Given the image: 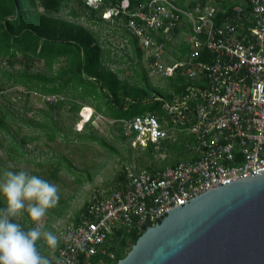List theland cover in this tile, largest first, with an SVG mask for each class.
Masks as SVG:
<instances>
[{
  "label": "built area",
  "instance_id": "2783aa9c",
  "mask_svg": "<svg viewBox=\"0 0 264 264\" xmlns=\"http://www.w3.org/2000/svg\"><path fill=\"white\" fill-rule=\"evenodd\" d=\"M81 1L114 25L111 36L129 54L139 52L148 76L178 77L183 86L154 99L159 112L109 120L130 149L160 161L170 156L173 164H130L116 186L94 188L62 227L59 247L48 254L53 264L111 259L115 234L140 235L192 198L264 173V0ZM176 39L175 49L186 48L174 59L168 46Z\"/></svg>",
  "mask_w": 264,
  "mask_h": 264
},
{
  "label": "trees",
  "instance_id": "16d2710c",
  "mask_svg": "<svg viewBox=\"0 0 264 264\" xmlns=\"http://www.w3.org/2000/svg\"><path fill=\"white\" fill-rule=\"evenodd\" d=\"M116 1L119 0H103L105 6L112 5ZM143 1L130 0L129 5ZM66 3H68L67 0H37L38 7L41 9L37 12L34 0H29L25 9H22L23 5H20L19 0H0V58H3L8 66L12 64L22 66V70L14 74L5 71L0 73L2 80L9 81L6 86H2L4 84L1 83L0 91L21 87L26 97L33 92L42 96L61 95L64 98L63 101L46 103L45 111L40 113L48 121H45L44 125L33 124L34 127H45L47 122L53 124L50 117L51 111L59 109L64 104H68L69 110L75 115L81 107L75 99L90 100L94 113L108 119H127L150 111L159 112L160 102L154 99H169L171 93L175 94L181 90L183 80L178 77L168 80L170 92L152 86L145 70L139 64L140 54L136 49L132 52L136 57L135 63L141 71L137 72L132 64L127 67L132 69L133 73L137 72L134 79L139 84L129 86L119 80L117 73L121 70L112 73L103 67V51L97 42L96 34L72 21L57 17ZM76 4L81 14L88 12L87 20L90 24L97 26L102 24L99 10L85 8L81 0H76ZM69 15L76 18L78 13L71 10ZM35 60L42 63L44 72H29ZM55 65L57 68L54 67ZM89 111L88 107L81 110L83 132L76 133V138L110 150L105 140L95 136L90 131L89 124L84 122L88 115L91 116ZM7 114L4 108H0V131L5 134L9 133L4 121ZM29 123L32 122L29 121ZM53 133L51 129L48 135L49 140L53 139ZM8 143L11 151L21 154L18 150L21 149L24 139H17L15 134H10ZM145 153L149 155L148 150ZM170 164L173 162L171 161ZM57 170L58 168H55L51 175L54 176ZM120 176L117 178L119 182ZM4 206V199L0 196V208ZM82 209L83 207L79 212ZM138 237L139 235L135 233H117L110 247L112 260L107 256H93L79 264H116L125 256V252L129 251Z\"/></svg>",
  "mask_w": 264,
  "mask_h": 264
},
{
  "label": "rangeland",
  "instance_id": "374dc122",
  "mask_svg": "<svg viewBox=\"0 0 264 264\" xmlns=\"http://www.w3.org/2000/svg\"><path fill=\"white\" fill-rule=\"evenodd\" d=\"M67 2L57 17L72 21L90 31L94 30L100 37H105V41L115 38V36H111L115 34L114 25H105L104 27L92 25L87 20L88 12L81 14L78 11L76 0H67ZM71 10L78 13L76 18L69 15ZM94 25L95 27H92ZM175 42L168 46V50L171 56L177 59L183 50L182 48L175 49L179 45V41L176 39ZM107 43L105 45L102 43L101 47L105 50L103 67L112 73L121 70L117 73L119 80L129 86L138 85L139 82L134 77L141 70L134 58H129L127 49L123 45H119L116 38L112 40V44ZM122 56H126L128 60L122 61ZM130 64L134 65V69H137L136 74L127 67ZM54 67L57 68V65ZM21 70L22 66L18 64L8 66L0 60V73L5 71L14 74ZM29 72H44L42 63L37 60L33 61ZM103 77L107 78V76ZM147 78L152 86L166 92L171 91V87L168 86L169 79L148 75ZM1 83L4 84L2 86H6L9 81L0 78V86ZM61 97L59 95V98ZM75 102L81 105L75 115L69 110V105L64 104L59 109L51 111L50 117L53 124L47 122L45 127L39 128L34 127L33 124L44 125V122L48 121L40 113L45 111L47 105L39 98V94L30 92L26 97L21 87L8 88L0 93V108H4L8 112L4 121L9 130L8 134L0 131V175L5 169L14 172L24 170L58 187L60 196L58 206L50 209L43 220L45 229L55 233L58 239L62 227L83 207L87 195L96 187L116 186L119 182L117 178L125 166L135 164L138 168L163 167L172 161L170 156L166 160L160 161L150 155L147 156L145 151L130 149L119 136L116 127L108 123L110 119L94 113L90 100L75 99ZM85 107H88L91 112V118L87 123L91 127L90 131L105 140L110 150L103 149L90 141L76 138V133L83 132L84 123L81 122L80 113ZM29 121L32 123L30 124ZM51 129L54 132L53 139L49 140L48 135ZM10 134H15L17 139H24L21 149L18 150L21 154L10 150L8 143ZM55 168L58 170L52 176ZM17 221L24 230L34 226L27 214L17 218ZM38 248L45 256L51 252L43 242H38Z\"/></svg>",
  "mask_w": 264,
  "mask_h": 264
},
{
  "label": "water",
  "instance_id": "95a60500",
  "mask_svg": "<svg viewBox=\"0 0 264 264\" xmlns=\"http://www.w3.org/2000/svg\"><path fill=\"white\" fill-rule=\"evenodd\" d=\"M116 264H264V173L161 215Z\"/></svg>",
  "mask_w": 264,
  "mask_h": 264
},
{
  "label": "clouds",
  "instance_id": "9594fccd",
  "mask_svg": "<svg viewBox=\"0 0 264 264\" xmlns=\"http://www.w3.org/2000/svg\"><path fill=\"white\" fill-rule=\"evenodd\" d=\"M0 196L5 202L0 208V264H53L41 254L38 242L53 253L59 247L57 235L43 224L49 210L58 206V187L27 171L5 169L0 175ZM25 214L34 225L27 230L16 222Z\"/></svg>",
  "mask_w": 264,
  "mask_h": 264
},
{
  "label": "crops",
  "instance_id": "0c3cea01",
  "mask_svg": "<svg viewBox=\"0 0 264 264\" xmlns=\"http://www.w3.org/2000/svg\"><path fill=\"white\" fill-rule=\"evenodd\" d=\"M20 1V5L22 4L23 5V7H22V9H25L26 7H27V3L29 2V0H19ZM129 1V3H130V0H128ZM133 1H135V0H133ZM34 3L36 4V7H35V11H37V12H40L41 11V9L38 7V4H37V0H34ZM137 2H135L134 4H136ZM133 4V5H134ZM79 25V24H78ZM93 25V24H92ZM108 26V25H113V24H107V23H105V22H102V24H100V26H102V27H104V26ZM91 26V25H90ZM97 26V25H96ZM99 25L97 26V27H100ZM92 27H95V25L94 26H92ZM84 28V27H83ZM84 29H86V28H84ZM87 30H89V29H87ZM90 31V30H89ZM94 34H96V36H97V42H98V44L100 45V48L102 47V43L105 45L106 43H107V40L105 41V37H100L99 35H98V33L96 32V31H92ZM105 36V35H104ZM118 36H122L121 34H118ZM108 44V43H107ZM179 48H182V50H183V52L185 51V46H180ZM102 49V48H101ZM135 49V48H134ZM102 51H103V57H102V60H103V63H104V53H105V50H103L102 49ZM128 51V55H129V58H134V60L136 59V57L134 56V54H133V52H132V50L130 51V54H129V50H127ZM182 52V53H183ZM181 53V52H180ZM0 60H4L3 58L1 59L0 58ZM123 60H128L127 59V57L126 56H122V61ZM4 62V64H5V61H3ZM7 65V64H6ZM37 73H39V72H37ZM41 95V94H40ZM59 96V95H58ZM63 100H64V98H63ZM86 108V107H85ZM60 239V238H59Z\"/></svg>",
  "mask_w": 264,
  "mask_h": 264
}]
</instances>
